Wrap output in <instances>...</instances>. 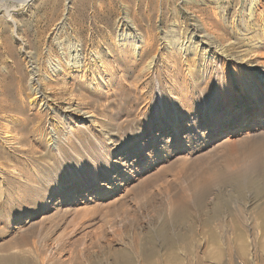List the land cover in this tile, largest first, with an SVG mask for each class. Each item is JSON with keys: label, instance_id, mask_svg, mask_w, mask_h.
Returning a JSON list of instances; mask_svg holds the SVG:
<instances>
[{"label": "rangeland", "instance_id": "obj_1", "mask_svg": "<svg viewBox=\"0 0 264 264\" xmlns=\"http://www.w3.org/2000/svg\"><path fill=\"white\" fill-rule=\"evenodd\" d=\"M29 1L0 0V264H264V111L195 149L147 148L153 157L139 164L123 152L138 132L150 137L156 97L169 104L191 95L186 58L171 59L181 55L171 44L198 39L203 21L262 80L263 60L251 55L264 56V9L255 19L252 0ZM76 50L87 58L156 55L157 75L146 65L152 59L123 71L115 64L106 76L115 81L96 91L73 71H53ZM203 54H189L201 60V77L209 59L205 78L213 80L210 92L193 93L195 110L211 105L218 84L213 54ZM67 103L90 106L96 118L83 124ZM121 160L134 167L108 183L106 170ZM96 171L106 186L78 191Z\"/></svg>", "mask_w": 264, "mask_h": 264}, {"label": "bare ground", "instance_id": "obj_2", "mask_svg": "<svg viewBox=\"0 0 264 264\" xmlns=\"http://www.w3.org/2000/svg\"><path fill=\"white\" fill-rule=\"evenodd\" d=\"M8 1L12 2V3H17V4H27L28 2H30L29 0H8ZM251 2L253 3V7L252 8L250 7L251 10H250L249 15L251 18L256 19L257 18V11L256 10H258L257 7L259 6L260 8L264 9V3L261 0H252ZM255 28H256V26H255ZM263 29H264V27H263ZM210 30L211 29H209V30L207 29V24H206V22L203 21L201 24L200 31H199V36L196 35L198 39H194L192 37L194 35H192L191 36L192 38H189L188 42L186 43L187 45L176 43L177 41L175 43H172V44L170 43L172 48L176 49L179 52V54H181V55H170L171 59L174 60L175 58H178L180 56H182V58H184V57L186 58V61H185V62H187V63H185L186 64V72H187V74H185V81L187 83L186 89H188L191 92V95L189 97H187V99H185V98L182 99L181 95L175 94V97L172 98L171 103H169V104L164 103L159 97H156V99L158 100L159 109H158V112L156 115L153 114L154 117H152V119L154 121L153 122L154 124H150V126H148V131L150 133V137L148 139H145V137H144L145 134L142 132L141 133L138 132L130 141L127 140L125 143V146H124L125 150L123 152H126V157L127 158L130 157V159L136 158L137 164H139L140 161L143 162V161H146L147 158L153 157V154H147V148L152 149L153 150L152 153H157V154L165 153V152L170 154V152H173V150H176V149H178V150L180 149L181 152H183L186 149L187 150L188 149H195L197 147L196 145H198L200 143V141H202L203 143H207L211 139H212L211 141H213L216 138V136H218V134H220V133L226 132L229 134V136L235 134L236 131L238 130V128L240 127L242 121H247L250 123V121L252 120V118L255 117L256 114L258 115V113H261L264 111V76L261 77L262 80H258V77L256 76V74L254 72L253 73L248 72L249 71L248 69H251V66L253 64L248 59V57L243 56L245 53L242 56L231 55V53H229V48H228L227 44L225 45L223 43L217 42L215 37L211 33L208 32ZM257 31H259V30H257ZM251 34H252V32H251ZM253 36H255V35H253ZM260 39H261V36H260ZM193 40H195V41H193ZM232 43L233 42H231V44ZM258 43H259L258 48H261V47L264 48V35H263L262 39L260 40V42H258ZM233 47H234V45H233ZM244 47H246V46H244ZM198 48H201V51L205 55L208 52L212 53L213 54L212 57L215 60V64L218 65V67H219V69L217 71V83L218 84H217V89L215 91L216 93L214 94V98L212 99L210 106L204 107L201 110L200 109L195 110L193 108V104H190L194 100L193 99V93L196 91V89L200 90L201 92H204L206 90L208 92H210V90H211L210 83L213 80L212 81L210 80V82H208L207 79L205 78V74H207V72L209 70V68H208L210 65L209 59L205 60V61L203 59V61L201 63L202 64L201 67L204 70V77H201V73L198 72V70L200 71V68H199L200 66L198 65L197 68L195 66V63L198 59L197 58H191L192 55H189V54H193V52L195 50H197ZM70 50H72V49H70ZM234 50H236V49H234ZM177 51H175V52H177ZM242 51H244V50H242ZM256 51L257 50L252 52L254 54H252L251 56L254 59L257 57L258 58L260 57V59L263 60L261 62V65L264 68V56L256 55V54H258ZM74 52L75 51L73 50L72 53H74ZM183 53H184V55H182ZM240 53H241V51H240ZM172 54H175V53H172ZM259 54H261V52ZM62 56H63L62 61H58V62H60V64L62 63V68L60 70L56 69L53 71L55 73L62 71L63 75H65L66 72H68V71H73L74 73H76L77 77L82 80L83 85H81V86L88 85L90 88H92L93 90H96V91L99 90L101 88V86L105 90L109 89V87L111 86V84L115 80L109 79L110 82L106 81V79H107L106 76L107 77L114 76V73L117 72V70L115 68L116 65H117V67H118L117 69L119 71L120 70L123 71L125 69L126 65L128 66L131 64V66H133V67L134 66H140L146 60L152 59V60H150V62L147 61L148 63L146 65L149 66L150 71H153V73L155 72L154 66H155V62H156V55H141L140 54V55H107V56H105V55L99 54V55H91L92 56L91 58H87L86 55H79L78 50H76L75 55H62ZM166 60H168V59H166ZM169 60H170V58H169ZM198 61L200 63L201 60H198ZM183 62L184 61H182V63ZM169 63L170 62H165L164 64L166 65ZM179 64L178 63H177V65L173 64L174 66H172V69H173L172 76H176L179 74V70L182 67L181 64L180 65ZM113 65H115V66H113ZM195 69H197V71H195ZM113 70H114V73H113ZM155 74L157 75V72H155ZM180 75H182V74H180ZM233 82H235V84H236V88L238 90V93H236L234 90ZM133 84H134V82H133ZM133 84H132V86H134ZM137 85H139V83ZM129 87H130V85H129ZM250 88H251V92L253 91V94L250 92ZM145 89H144V91H145ZM71 96H72V94L69 93L67 96L68 97L67 102H69V100H71ZM42 102H44V99H42ZM182 103L185 104V106ZM91 109L92 108L88 105H87V107H81V104H79V103H76V104L67 103V107L65 108L64 111H66L67 113L77 115L78 117H80V119H82L83 124H87L86 121H88V119L96 118L95 111L93 109L92 110ZM169 109L172 110V113L169 111ZM104 115H106V114H104ZM95 122H96V120H95ZM95 122H93V123L95 124ZM83 127H84V125H83ZM74 133H75L74 130L71 129L70 130V136H75ZM68 136H69V134H68ZM8 141H16V138H15V140H8ZM225 142L227 143V141H224V143ZM8 143H11V142H8ZM138 144H139V146H138ZM127 158H125V160H127ZM254 158H258V157H254ZM258 159H260V157ZM197 161H198V159L196 160V162ZM260 161H262V159ZM133 163H135V162H133ZM131 164L125 163L124 160H121L119 162H115V165H114V163H112L109 166V169L106 170L105 176H106L107 182L109 183L110 180L115 181L118 177L119 178L122 177L123 175H125V174H123L124 172L128 173L127 172L128 169H130V167L133 165V164L132 165ZM255 164L257 166V162L254 163V165ZM112 166L116 167V170ZM132 167H134V166H132ZM256 168H254V169H256ZM120 170L121 171L124 170V171L122 173H119ZM113 171L118 173V175L115 176L114 178H112V174H113L112 172ZM252 171H254V170H252ZM244 172H246V171H244ZM95 173H96L95 177H93L89 173H86L84 175L85 180L80 184L78 191H81L82 189H86L89 191V190H93V187L95 188V186H100V188L101 187L104 188L106 186V184H103V181H101V182L99 181V175H98L97 171ZM254 173H256V172L254 171ZM101 178H103V177H101ZM203 178H206V177H203ZM0 185H1V183H0ZM2 187H0L1 190H2ZM7 201H9V200H7Z\"/></svg>", "mask_w": 264, "mask_h": 264}, {"label": "clouds", "instance_id": "obj_3", "mask_svg": "<svg viewBox=\"0 0 264 264\" xmlns=\"http://www.w3.org/2000/svg\"><path fill=\"white\" fill-rule=\"evenodd\" d=\"M21 7H23V4H21ZM7 15V18L9 19V20H12L13 19V17L11 16V15H8V14H6Z\"/></svg>", "mask_w": 264, "mask_h": 264}]
</instances>
